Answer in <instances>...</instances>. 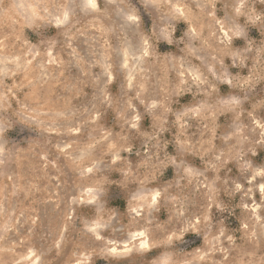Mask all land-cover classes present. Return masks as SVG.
<instances>
[{"label":"rangeland","instance_id":"1","mask_svg":"<svg viewBox=\"0 0 264 264\" xmlns=\"http://www.w3.org/2000/svg\"><path fill=\"white\" fill-rule=\"evenodd\" d=\"M0 264H264V0H0Z\"/></svg>","mask_w":264,"mask_h":264},{"label":"bare ground","instance_id":"2","mask_svg":"<svg viewBox=\"0 0 264 264\" xmlns=\"http://www.w3.org/2000/svg\"><path fill=\"white\" fill-rule=\"evenodd\" d=\"M95 2V1H94ZM93 3V2H92ZM94 5V4H93ZM137 235H139L140 237H143L144 236V233L143 232H139ZM135 238V237H134ZM138 238V237H137ZM146 244H147V242L146 241H143L142 242V245L143 246H146ZM142 245H141V247H142ZM114 252V251H113Z\"/></svg>","mask_w":264,"mask_h":264}]
</instances>
